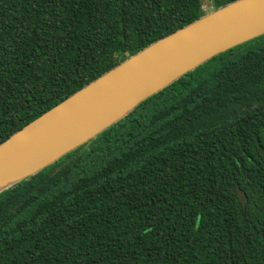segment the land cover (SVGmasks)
Listing matches in <instances>:
<instances>
[{
	"label": "trees",
	"instance_id": "trees-1",
	"mask_svg": "<svg viewBox=\"0 0 264 264\" xmlns=\"http://www.w3.org/2000/svg\"><path fill=\"white\" fill-rule=\"evenodd\" d=\"M202 8L0 0V143ZM0 264H264V35L0 193Z\"/></svg>",
	"mask_w": 264,
	"mask_h": 264
},
{
	"label": "water",
	"instance_id": "water-1",
	"mask_svg": "<svg viewBox=\"0 0 264 264\" xmlns=\"http://www.w3.org/2000/svg\"><path fill=\"white\" fill-rule=\"evenodd\" d=\"M263 35L264 0H236L156 40L1 142L0 193L93 140L185 74Z\"/></svg>",
	"mask_w": 264,
	"mask_h": 264
},
{
	"label": "rangeland",
	"instance_id": "rangeland-1",
	"mask_svg": "<svg viewBox=\"0 0 264 264\" xmlns=\"http://www.w3.org/2000/svg\"><path fill=\"white\" fill-rule=\"evenodd\" d=\"M202 5H203V12L208 14L212 10V0H202Z\"/></svg>",
	"mask_w": 264,
	"mask_h": 264
}]
</instances>
